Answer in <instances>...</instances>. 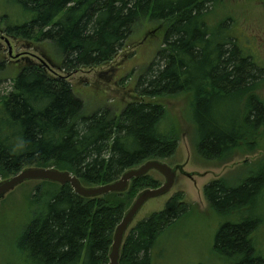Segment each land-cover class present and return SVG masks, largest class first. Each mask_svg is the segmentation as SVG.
<instances>
[{"label":"trees","instance_id":"trees-1","mask_svg":"<svg viewBox=\"0 0 264 264\" xmlns=\"http://www.w3.org/2000/svg\"><path fill=\"white\" fill-rule=\"evenodd\" d=\"M3 1L25 18L9 26L2 16L7 36L49 43L64 75L110 63L143 21L167 26L155 60L137 75V99L119 113L103 107L86 114L63 76L39 64L21 69L10 93L0 96V179L24 168H54L90 188L113 183L146 161L170 158L177 140L162 129L165 109L146 99L189 97L193 147L203 158L225 159L264 139V104L253 93L262 70L242 51L229 22L209 28L205 18L214 0ZM52 185L56 191L35 194L37 212L17 242L28 264H107L113 234L134 193L158 188L146 175L132 180L126 195L83 199L68 184ZM203 193L220 216L254 208L264 195V161L241 184L215 181ZM179 199L130 230L120 264H153L158 236L186 209ZM258 225L248 216L225 223L215 235V252L231 264H264L251 237Z\"/></svg>","mask_w":264,"mask_h":264},{"label":"rangeland","instance_id":"rangeland-1","mask_svg":"<svg viewBox=\"0 0 264 264\" xmlns=\"http://www.w3.org/2000/svg\"><path fill=\"white\" fill-rule=\"evenodd\" d=\"M208 9L205 19L209 28L216 29L225 20L229 22L231 35L262 70L253 93L264 104V0H214ZM2 16H7L9 26L21 25L25 21L21 11L0 0V18ZM3 23L0 19V63L4 65L0 75V96L10 93L13 80L21 69L39 64L48 68L50 75H60L67 80L73 93L83 102L86 114L103 107L119 113L130 101L137 99V75L155 60L162 48L167 26L163 22L143 21L110 63L64 75L59 72L61 59L49 43L35 40L29 43L8 37L3 31ZM144 101L164 107L165 118L161 126L175 135L177 148L170 158L161 162L170 168L181 167L183 174L177 171L171 190L149 200L141 208L126 231L123 243L138 223L162 212L172 199L180 197L179 203L186 209L161 231L153 249V264H231L226 257L215 252V235L225 223H239L247 216L259 220L251 237L255 255L264 258V195L252 209L220 216L210 208L203 193L204 188L215 181H223L230 187L244 182L264 161V139L251 148L233 151L225 159L203 158L193 147L196 146V133L189 97L175 95ZM148 177L158 182V188L164 182L156 172H150ZM57 188L52 184L30 181L0 198V264H28L17 242L37 212L35 194L42 197ZM138 193L140 191L134 193L129 203Z\"/></svg>","mask_w":264,"mask_h":264},{"label":"water","instance_id":"water-1","mask_svg":"<svg viewBox=\"0 0 264 264\" xmlns=\"http://www.w3.org/2000/svg\"><path fill=\"white\" fill-rule=\"evenodd\" d=\"M8 44L7 39L3 38ZM12 52L9 49V56ZM183 174L181 167L170 168L158 160H149L135 169H130L122 174L119 180L97 187H84L79 180L67 171H59L54 168H24L17 175L0 182V198L14 190L17 186L30 181L45 182L64 186L68 184L75 194L86 198H100L108 194H122L126 192L132 180L145 177L150 172H156L164 178L163 184L156 189L141 191L132 201L123 215L120 224L116 227L112 238V244L108 254L107 264H120V253L126 231L137 216L141 208L151 199L167 194L174 183L176 172Z\"/></svg>","mask_w":264,"mask_h":264},{"label":"bare ground","instance_id":"bare-ground-1","mask_svg":"<svg viewBox=\"0 0 264 264\" xmlns=\"http://www.w3.org/2000/svg\"><path fill=\"white\" fill-rule=\"evenodd\" d=\"M33 182V181H32ZM55 185V184H54ZM60 187V186H59ZM83 199H86V198H83ZM121 222V221H120ZM110 249V248H109Z\"/></svg>","mask_w":264,"mask_h":264}]
</instances>
